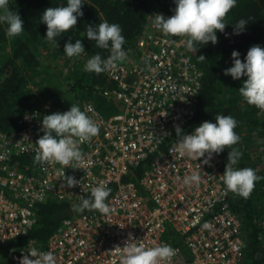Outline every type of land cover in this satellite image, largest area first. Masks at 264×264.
I'll use <instances>...</instances> for the list:
<instances>
[{"label":"built area","instance_id":"1","mask_svg":"<svg viewBox=\"0 0 264 264\" xmlns=\"http://www.w3.org/2000/svg\"><path fill=\"white\" fill-rule=\"evenodd\" d=\"M169 1L174 0H165ZM155 13L160 12L154 10L146 17L134 48L126 51L127 59L115 70L101 72L108 84L91 89L92 95L119 103L120 112L106 118L92 102L79 104L99 127L96 136L80 145L84 165L65 168V176L81 184L68 187L59 164L34 163V144L43 135L41 119L52 111L51 101L26 112L16 130L0 132V247L37 225L39 204L70 195L81 199L103 181L116 185L108 199L110 212L93 210L64 219L40 248L51 250L57 264H120L114 248L123 247L130 234L149 247L167 243L175 248V256L162 264L241 263L242 223L230 207V194L220 177L225 170L223 157L213 153L204 163L205 157L181 156L175 150L176 127L190 133L198 126L194 122L202 71L185 38L153 27ZM25 134L29 141L18 145ZM167 140L172 142L161 149ZM150 156L152 161L137 182L121 181L131 167ZM198 165L200 183L184 185L183 177ZM205 221L213 227L202 229ZM259 227V240L264 241V210ZM28 243L6 248L7 263L20 264Z\"/></svg>","mask_w":264,"mask_h":264},{"label":"trees","instance_id":"2","mask_svg":"<svg viewBox=\"0 0 264 264\" xmlns=\"http://www.w3.org/2000/svg\"><path fill=\"white\" fill-rule=\"evenodd\" d=\"M66 2L67 0H8L10 9L18 12L24 21L25 30L10 38L5 35L7 26L0 25V132L16 130L17 122L26 112L40 109L47 101H51L50 113L67 111L71 104L79 105L82 101L92 102L100 111L101 107L94 102L102 97L92 95L91 89L95 84L107 85L108 82L102 73L85 71L84 65L93 54L99 52L102 57H106L109 50L98 48L94 40H89L84 35L86 27L94 26L102 20L118 23L125 36L123 47L126 51H131L143 29L146 17L152 11L158 10L165 17H169L175 9L174 1L168 3L165 0H83V15L77 18L75 28L57 37L58 46H52L43 39L47 26L41 22L40 17L47 7L59 6ZM240 18L250 19L245 31L235 35L233 24ZM225 22L227 25L224 31L217 32L218 39L215 44L197 43L194 48H188L192 59L202 71L199 108L194 124L214 121L217 114L232 115L242 122L241 130L236 131L240 140L236 145L229 146L236 147L242 153L234 167H251L256 170V166L260 165L262 170L256 174L261 179L255 182L247 198L229 191V203L242 223L244 257L240 264H264V241L259 240V219L264 210V111L247 103L244 108L238 106L236 102L241 98L238 90L246 77L233 79L224 72L232 66L233 50L240 53V59L243 61L250 47H264V0H238L236 6L226 15ZM77 38L81 39L85 52L79 56L67 57L63 52L64 44L69 41L74 43ZM43 45L50 46L54 54L63 59L65 72L41 70L39 48ZM200 55H203L205 60H200ZM112 101L106 100L105 106L111 105ZM116 104L118 113L121 106ZM176 139L178 137L174 140ZM171 142L172 140L165 141L161 149ZM228 151L229 149L225 148L218 153L223 157L225 166ZM251 151L255 155L254 164L247 163ZM151 161L152 156L138 166L131 167L121 181L137 182ZM108 187L111 189L109 199L116 185ZM80 201L81 199L70 195L61 201L49 199L36 206L37 225L30 229L26 236L9 242L6 247H0V264H8L6 248L21 246L30 240H34L37 247L44 248L50 235L64 219L93 211H77L73 205Z\"/></svg>","mask_w":264,"mask_h":264},{"label":"clouds","instance_id":"3","mask_svg":"<svg viewBox=\"0 0 264 264\" xmlns=\"http://www.w3.org/2000/svg\"><path fill=\"white\" fill-rule=\"evenodd\" d=\"M238 0H174L175 9L171 16L165 17L162 13H155L153 27L171 37H183L186 47L192 49L199 44L217 42V32H223L227 23L225 17L236 6ZM83 0H67L66 4L47 7L41 14V22L46 28V39L50 45H57V37L68 30H73L77 18L83 15ZM250 19V18H249ZM249 19L240 18L233 24V34L239 35L245 31ZM0 25H6L5 35L14 37L22 33L24 21L18 12L10 9L8 0H0ZM84 35L89 40H94L95 45L101 49H108L109 54L102 57L99 52L87 59L84 70L87 72L101 73L106 70H115L118 65L127 59V52L123 45L125 36L121 26L116 22L102 20L96 25H88ZM67 57L79 56L85 52L81 39L75 42H66L63 49ZM232 66L224 70L226 75L233 79L246 77L238 93L243 100L264 111V47L254 45L250 47L242 61L240 53L233 50ZM200 60H205L203 55ZM25 118H29L26 114ZM237 120L232 115L217 114L214 121H204L190 133H184L177 126L175 131L178 137L175 150L181 155L192 158L205 157L208 162L213 153H220L228 148V161L223 174L226 191H231L247 198L255 186V182L261 177L251 167H234L242 156L236 147L240 136L235 131ZM43 135L35 142L34 163L45 167L48 164H59V169L68 187L81 184L80 180L72 176H65V168H81L85 163V155L80 145L89 141L99 132L98 124L78 104H71L64 112H52L41 119ZM28 140L25 134L17 141L21 145ZM30 144H33L30 142ZM207 154V156H206ZM201 168L192 171L183 177L186 186L198 185L201 181ZM86 191V188H83ZM111 189L103 182L97 183L90 190L88 197H81L78 204L73 207L83 212L85 209L97 210L100 213L110 212L108 197ZM210 222L205 221L202 229H211ZM35 241H29L26 255L20 259V264H57L56 256L51 251H44L35 247ZM120 264H162L176 254V249L170 244L162 243L155 246H146L142 241L137 242L129 235L123 247L117 245L114 248Z\"/></svg>","mask_w":264,"mask_h":264},{"label":"rangeland","instance_id":"4","mask_svg":"<svg viewBox=\"0 0 264 264\" xmlns=\"http://www.w3.org/2000/svg\"><path fill=\"white\" fill-rule=\"evenodd\" d=\"M38 47H36V48H38ZM39 60L41 63V70L43 72H45V71L49 72L51 70L55 71L56 73L62 72V70L65 72V68H64L65 62L63 61L62 58L56 56L54 54L53 50L50 49V46H48V45H43L41 48H39ZM63 85H64V83H63ZM114 102L112 101L111 105L109 104L108 106H105L106 100L104 98H98L95 100L94 103L99 104V106L101 107L100 112L103 114V116L108 118V117H111L112 115L117 113L118 105L116 104L117 102H115V103ZM236 104L238 106H240L241 108L246 107V102L243 100L242 97L238 99ZM237 122L238 123H237V127H236L235 131H237V130L240 131L242 128V122L240 123L238 120H237ZM239 124H240V127H239ZM253 154H254L253 151H251V156L249 158V162H247V163L254 164L255 155H253ZM260 170H262V167L260 165L256 166V173L259 172Z\"/></svg>","mask_w":264,"mask_h":264}]
</instances>
